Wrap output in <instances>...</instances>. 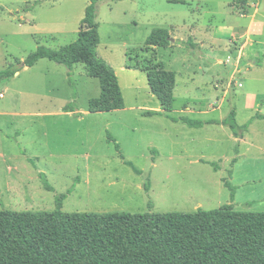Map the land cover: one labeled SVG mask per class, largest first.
Masks as SVG:
<instances>
[{"label": "rangeland", "instance_id": "374dc122", "mask_svg": "<svg viewBox=\"0 0 264 264\" xmlns=\"http://www.w3.org/2000/svg\"><path fill=\"white\" fill-rule=\"evenodd\" d=\"M241 3L97 0V53L114 69L124 107L89 112L100 88L82 63L70 76L45 58L22 66L38 45L73 42L89 0H0V69L20 71L0 79V110L24 113L0 116V210L53 211L65 194L61 210L68 213H189L224 204L264 212V117H256L264 116V56L250 51L264 53V31L261 42L246 43L232 37L226 15L232 8L264 21V0ZM154 28L178 39L146 46ZM204 34L215 39L197 43ZM157 64L175 73L167 113L146 80L144 68ZM72 101L75 110L65 112ZM231 110L238 126L248 124L238 135L221 123L171 119L219 121Z\"/></svg>", "mask_w": 264, "mask_h": 264}, {"label": "trees", "instance_id": "16d2710c", "mask_svg": "<svg viewBox=\"0 0 264 264\" xmlns=\"http://www.w3.org/2000/svg\"><path fill=\"white\" fill-rule=\"evenodd\" d=\"M96 1L89 0L73 42L57 49L38 45L23 65L32 66L45 58L64 65L70 76L72 66L82 63L100 88L98 96L88 99L87 109L106 112L123 108L124 101L114 69L97 53ZM169 37L167 29L154 28L144 42L149 47H164ZM144 70L160 109L171 111L175 73L159 64ZM16 71L9 64L0 70V79ZM73 106L72 101L63 110L74 111ZM171 119L192 127L221 123L235 135L248 125H237L234 110L219 121ZM224 185L230 187L227 181ZM64 197H57L53 211L0 210V264H264V212L238 211L224 204L189 213H68L61 210Z\"/></svg>", "mask_w": 264, "mask_h": 264}, {"label": "crops", "instance_id": "0c3cea01", "mask_svg": "<svg viewBox=\"0 0 264 264\" xmlns=\"http://www.w3.org/2000/svg\"><path fill=\"white\" fill-rule=\"evenodd\" d=\"M242 2V1H241ZM245 3V1L244 2H242L241 4H244ZM232 10V8L230 9L229 8V11H227L226 13V15H227V17H228V23H227V25H228V28L230 29V34L232 35V37H234V35H236V36H238V37H242V38H246V43H248L247 42V40L249 39V38H251V37H253L255 40H256V43L257 42H261L260 41V39H261V37H262V34H263V31H264V21L263 20H261V19H255L254 18V13H250V14H245V15H239V16H237V14H236V12H232L231 11ZM208 29H204V31H207ZM169 32V31H168ZM192 35H190L189 37H188V39H190V37L191 36H193V32L191 33ZM205 34H206V32H205ZM204 34V35H205ZM169 35H170V37L169 38H172V40H170L169 42L171 43V41H173V40H175V39H178V38H176L175 37V35H173V32L172 31H170L169 32ZM206 36V35H205ZM174 37V38H173ZM215 38H213V36H206L203 40H199V39H196L195 38V40H196V42L197 43H199V44H201V45H203L205 42H212L213 40H214ZM230 40H232V39H229V43H230ZM169 45V44H168ZM247 45V44H246ZM228 47H231L230 45L228 46ZM249 47H252V46H249ZM229 49H231L232 50V48H229ZM253 48H251V50L250 51H252V53H253V55L255 56V57H258V56H264V53H262L261 51H259L258 49H253ZM245 50H246V48H245ZM230 51V50H229ZM249 51V52H250ZM248 52V53H249ZM248 53L246 54V55H248ZM228 54H231V52L230 53H228ZM40 60V59H39ZM38 60V61H39ZM248 61H252L253 62V60L252 59H249ZM37 62V61H36ZM35 62V63H36ZM219 62V61H218ZM35 63H34V65H35ZM34 65H32V66H24L23 64H22V66H23V68H33L34 67ZM8 66V65H7ZM6 66V67H7ZM253 66H260L259 65V63H254L253 64ZM5 67V68H6ZM5 68H3V69H5ZM0 70H2V69H0ZM20 75V71L19 70H17L16 72H14V74L12 75V76H19ZM11 82H8V85H11L10 84ZM0 94H1V96H0V98H3L5 95H4V93H3V91H0ZM65 112H70V113H72L73 111H65ZM10 113H12V114H16V115H19V114H24V113H20V112H17V111H13V112H10V111H5V110H0V116H6V115H9Z\"/></svg>", "mask_w": 264, "mask_h": 264}, {"label": "water", "instance_id": "95a60500", "mask_svg": "<svg viewBox=\"0 0 264 264\" xmlns=\"http://www.w3.org/2000/svg\"><path fill=\"white\" fill-rule=\"evenodd\" d=\"M172 40V38H169V41ZM23 64V63H22Z\"/></svg>", "mask_w": 264, "mask_h": 264}, {"label": "built area", "instance_id": "2783aa9c", "mask_svg": "<svg viewBox=\"0 0 264 264\" xmlns=\"http://www.w3.org/2000/svg\"><path fill=\"white\" fill-rule=\"evenodd\" d=\"M0 96H1V94H0Z\"/></svg>", "mask_w": 264, "mask_h": 264}]
</instances>
